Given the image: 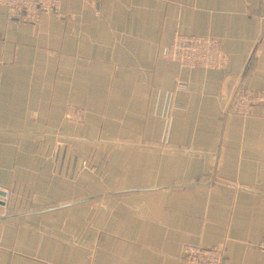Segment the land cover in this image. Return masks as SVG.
Wrapping results in <instances>:
<instances>
[{"label":"crops","instance_id":"1","mask_svg":"<svg viewBox=\"0 0 264 264\" xmlns=\"http://www.w3.org/2000/svg\"><path fill=\"white\" fill-rule=\"evenodd\" d=\"M37 23L0 7V264H264V0H66ZM176 34L225 69L164 58ZM82 110V118H68ZM72 112V111H71Z\"/></svg>","mask_w":264,"mask_h":264},{"label":"built area","instance_id":"2","mask_svg":"<svg viewBox=\"0 0 264 264\" xmlns=\"http://www.w3.org/2000/svg\"><path fill=\"white\" fill-rule=\"evenodd\" d=\"M66 0H0V7L5 8L10 17L37 23L44 15L56 14L61 16L60 8ZM88 5H97L100 0H82ZM164 58L178 63L181 68L225 69L226 62L222 44L219 40L198 35L176 34L172 44L163 51ZM264 106V89L241 87L238 89L231 104L228 115L249 117L255 108ZM72 111V112H71ZM68 118H82V110H70ZM4 197L3 217H8L7 204L11 201L12 193L2 190ZM260 249L264 252V234L260 240ZM182 257L188 264H225L224 250L220 246L200 247L184 245Z\"/></svg>","mask_w":264,"mask_h":264},{"label":"water","instance_id":"3","mask_svg":"<svg viewBox=\"0 0 264 264\" xmlns=\"http://www.w3.org/2000/svg\"><path fill=\"white\" fill-rule=\"evenodd\" d=\"M4 196H5V193L0 190V197H4ZM0 206H4V204L0 202Z\"/></svg>","mask_w":264,"mask_h":264}]
</instances>
